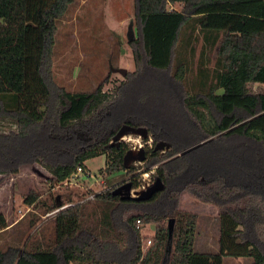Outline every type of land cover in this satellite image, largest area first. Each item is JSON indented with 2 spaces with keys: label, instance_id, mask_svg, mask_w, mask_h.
<instances>
[{
  "label": "trees",
  "instance_id": "obj_1",
  "mask_svg": "<svg viewBox=\"0 0 264 264\" xmlns=\"http://www.w3.org/2000/svg\"><path fill=\"white\" fill-rule=\"evenodd\" d=\"M72 3L0 0V116L17 125L0 133V175L39 164L60 187L103 155L107 176L133 173L123 164L129 146L110 145L127 125L148 129L154 147L144 164L157 167L165 188L147 201L112 189L76 203L56 196L41 206L45 214L60 209L52 238L41 232L24 247L10 245L0 264H264V0H135L138 37L129 44L137 70L114 95L72 93L52 81L57 23ZM174 4L183 9L171 11ZM160 142L170 150L155 151ZM131 183L138 188L135 176ZM186 191L222 209L218 252L195 250L197 215L179 210ZM25 202L39 207L34 192ZM171 218L172 239L158 226L144 249V225ZM8 227L0 213V230Z\"/></svg>",
  "mask_w": 264,
  "mask_h": 264
},
{
  "label": "rangeland",
  "instance_id": "obj_2",
  "mask_svg": "<svg viewBox=\"0 0 264 264\" xmlns=\"http://www.w3.org/2000/svg\"><path fill=\"white\" fill-rule=\"evenodd\" d=\"M171 9L182 10L183 4H174ZM135 13V0H73L63 18L57 23L51 67L55 86L63 87L72 93H91L102 88L109 95H114L116 89L128 80L127 76L137 70L129 44L130 27L134 36L138 37ZM200 55L199 43L195 65H198ZM210 55L211 59L206 65L213 67L216 54L212 52ZM118 69L127 70V75L123 76L115 71ZM16 130L15 122L0 116V133ZM124 138L123 142L131 150L141 144L147 159L149 158V150L154 147L151 138L143 140L136 134H128ZM107 159L108 157L103 155L86 163L90 177L87 174L81 177L80 187H58V184L51 182L52 175L39 164L24 165L18 174L0 175V213L6 217L8 225L17 223L8 231L0 230V250L5 251L10 245L24 247L31 237V241L38 239L41 232L46 235L47 240L52 238L57 212L45 214L41 208L43 202L50 203L56 196L64 201L69 195L73 196L74 203L83 201L84 194L91 192V195H95L104 190H114L131 182L133 176L138 182V188L134 189L136 194L144 187L153 185L158 177L157 167L148 170L146 165L140 162L131 164V167L136 169L133 173L120 171L107 176ZM32 192L38 196V209L25 202ZM179 210L197 215L195 250L200 253L218 252L222 209L204 203L186 191L180 196ZM36 216L40 217L38 224L29 228L30 222ZM161 225L169 227L168 220L144 225L143 237L153 242L156 229ZM252 262L251 257L224 259V264Z\"/></svg>",
  "mask_w": 264,
  "mask_h": 264
},
{
  "label": "water",
  "instance_id": "obj_3",
  "mask_svg": "<svg viewBox=\"0 0 264 264\" xmlns=\"http://www.w3.org/2000/svg\"><path fill=\"white\" fill-rule=\"evenodd\" d=\"M132 27H130L129 32V40L132 41L135 39L134 33L131 30ZM119 73H121L123 76L127 75V70L125 69H118L115 70ZM128 134H136L140 137H142L143 140L150 139V134L147 128H133L131 126H123L121 130L118 132V134L115 136L113 141L110 145H118L119 143H124L123 140H125V136ZM201 144H198L196 146H193L184 152H182L180 155L186 154L188 152H191L195 150L197 147H199ZM166 150H170V146L165 142H160L155 146V151L165 152ZM147 159V156L145 154V150L143 147L137 148L134 150L129 149V151L124 156V167L129 168L131 167V164L133 162H140L144 163ZM165 188V185L160 177H157L156 181L153 185L144 187L143 190L138 191V193H134V188L131 182L125 183L123 185H120L116 189L113 190L112 194L114 196H119L122 199H137L139 201H147L151 199L156 193L163 191ZM174 223L175 219L169 220V239H172L173 236V229H174Z\"/></svg>",
  "mask_w": 264,
  "mask_h": 264
},
{
  "label": "built area",
  "instance_id": "obj_4",
  "mask_svg": "<svg viewBox=\"0 0 264 264\" xmlns=\"http://www.w3.org/2000/svg\"><path fill=\"white\" fill-rule=\"evenodd\" d=\"M171 11H173V9H171ZM141 147H142V145L139 144L138 146H134V149L141 148ZM86 174L87 173H85L84 170L81 167H79V168H77L76 172L71 175L70 178H68L65 182L62 183L61 186L62 187H80V184H79L80 179H81V177H84V175H86ZM87 175L90 177L89 174H87ZM94 196L95 195H91V196L87 197L86 199H93ZM68 206H70V204L64 206L63 208H66ZM63 208H61V209H63ZM28 210L30 211L31 208L29 207ZM58 211H60V209L56 210L54 213H56ZM139 225H140V223H139ZM151 243H152V241L148 240L146 245L143 248L147 249L151 245Z\"/></svg>",
  "mask_w": 264,
  "mask_h": 264
},
{
  "label": "crops",
  "instance_id": "obj_5",
  "mask_svg": "<svg viewBox=\"0 0 264 264\" xmlns=\"http://www.w3.org/2000/svg\"><path fill=\"white\" fill-rule=\"evenodd\" d=\"M16 224H17V223L9 225L8 230L12 229ZM8 230H7V231H8Z\"/></svg>",
  "mask_w": 264,
  "mask_h": 264
}]
</instances>
